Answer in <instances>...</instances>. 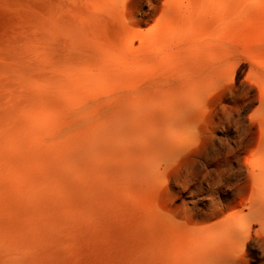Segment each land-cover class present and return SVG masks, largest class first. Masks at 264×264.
Instances as JSON below:
<instances>
[{
    "label": "rangeland",
    "instance_id": "374dc122",
    "mask_svg": "<svg viewBox=\"0 0 264 264\" xmlns=\"http://www.w3.org/2000/svg\"><path fill=\"white\" fill-rule=\"evenodd\" d=\"M8 50L39 72L1 81L65 95L52 142L87 137L71 261L264 264V213L237 214L252 165L264 177V0H0ZM12 193L1 180L0 201ZM229 214L244 238L223 228Z\"/></svg>",
    "mask_w": 264,
    "mask_h": 264
},
{
    "label": "bare ground",
    "instance_id": "6f19581e",
    "mask_svg": "<svg viewBox=\"0 0 264 264\" xmlns=\"http://www.w3.org/2000/svg\"><path fill=\"white\" fill-rule=\"evenodd\" d=\"M34 59L8 50L0 55V76L18 68L39 72ZM42 79L44 82L55 80L46 73L42 74ZM6 80L0 82V181L5 179L15 195L12 193L11 203L0 201V264H61L64 260L76 264L69 256L80 239L75 214L85 208V201H75V192L82 187L78 178L80 181L84 179V173L91 165L85 155V131L73 139L75 144H68L71 141L68 145L52 142L48 133L67 118L63 107L65 95L60 94L55 86L46 87L36 82L33 90L24 85L13 87L9 78ZM71 117L69 115L68 119ZM262 144L264 147V140ZM258 162L264 164V156H260ZM249 174L255 185L250 205L244 206L237 214L259 222L264 213V177L257 173L255 165ZM5 211L11 213L16 222H20L18 218L24 219L23 225L6 224L1 218V212ZM226 222L223 228L227 233L234 232L244 238L243 233L247 232L245 219L229 214ZM239 225L241 229L237 232ZM95 226L101 227L100 224ZM123 262L115 252L94 262L78 264ZM126 264H133L131 256H127Z\"/></svg>",
    "mask_w": 264,
    "mask_h": 264
}]
</instances>
